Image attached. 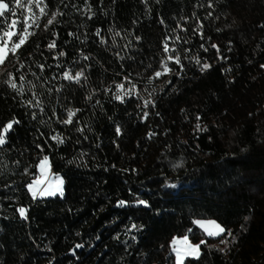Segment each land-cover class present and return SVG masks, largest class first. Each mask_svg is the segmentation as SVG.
<instances>
[{
	"label": "trees",
	"instance_id": "trees-1",
	"mask_svg": "<svg viewBox=\"0 0 264 264\" xmlns=\"http://www.w3.org/2000/svg\"><path fill=\"white\" fill-rule=\"evenodd\" d=\"M6 2L0 264H174L183 235L184 264H264V0ZM44 157L61 197L28 192Z\"/></svg>",
	"mask_w": 264,
	"mask_h": 264
},
{
	"label": "snow or ice",
	"instance_id": "snow-or-ice-1",
	"mask_svg": "<svg viewBox=\"0 0 264 264\" xmlns=\"http://www.w3.org/2000/svg\"><path fill=\"white\" fill-rule=\"evenodd\" d=\"M33 2H36V3H40L41 0H23V3H33ZM15 3L18 7H22L23 6V3H22V0H15ZM10 11V8H9V3L6 2V0H0V17H3L5 16V14L7 12ZM41 11H43V9H41ZM13 15H15V13L13 12L12 13ZM19 23V21L17 20H13L11 22L10 25H7V27L9 29L11 28H15L16 24ZM52 23V20H49V24ZM27 31V29H22L21 31L19 32H13V31H5L4 32V35L7 36L9 39L8 41H5L2 45H0V63H3L5 58H6V55H7V45L8 43H12V48L13 49H18L23 43H24V40H25V36H24V33ZM13 36H18L19 39L15 42H12V37ZM55 45L54 44H50L49 47L52 48L54 47ZM215 47V46H213ZM164 50L165 52H167L169 49L167 47V45H165L164 47ZM61 55H63V53H61ZM87 59V57H85ZM169 60H173L175 59V62L176 63H179V57H169L168 58ZM199 63V61H197ZM209 67L208 64H203L202 65V70H206L207 68ZM264 67V66H262ZM162 68L164 69V72H168L170 71V69L167 67V64L166 63H163L162 64ZM162 73L161 72H156L155 75L157 77H159ZM64 76L66 79H76V80H79V78L82 76V73L81 72H78L75 74V76H72L70 73H64ZM11 87L13 88H16V84L15 83H11ZM123 87L122 85H117V88H121ZM133 87H135L133 85ZM127 93H125L126 95ZM116 99H122V97L120 95H117L116 96ZM75 113L72 111V110H69L68 111V114H67V119L64 120L63 122L66 123V124H69V123H72L73 122V117H74ZM197 119H199V117H197ZM16 123V122H9L5 125H2L0 126V145H4L5 142H6V134L9 132L10 129H12L13 127V124ZM197 128H199V125H197ZM117 132H119V129H117ZM53 139H57L59 142H63L62 140H60L59 137H53ZM47 157H44V159L41 161V165H44L46 164L47 162ZM59 179V178H57ZM41 183L40 180H34L32 184H29L28 187H29V191L32 192L33 194V197L35 198V196L37 195V192L33 190V185L34 184H39ZM60 183L62 184V181H60ZM57 191H60V193L62 194V188H57ZM40 195H44V194H47V195H53L55 194L54 192H51V191H41L39 192ZM138 204L140 205H144V206H147V202L144 201V200H138L137 201ZM126 204V201H119L118 202V206H124ZM21 217H24L25 216V209L21 208V209H18ZM195 224L199 225L201 228H203L206 232L207 235L209 236H219L221 234H224L227 230L225 228H223L221 225L217 224L215 221H200V220H196L194 221ZM133 227H135V225H133ZM227 235L228 236H231L232 233L229 231L227 232ZM225 241L222 240L221 243H224ZM201 244H204L205 241H201L200 242ZM183 245L184 248L183 250L180 249V248H177L176 245ZM77 248H80L82 247V245H76ZM199 247L200 245H193L191 244L189 241H188V238L187 236H185L184 238L182 239H176L174 238L173 241H172V251L175 253V257H176V264H183V260H184V257L186 255H193V256H198L199 255Z\"/></svg>",
	"mask_w": 264,
	"mask_h": 264
},
{
	"label": "rangeland",
	"instance_id": "rangeland-1",
	"mask_svg": "<svg viewBox=\"0 0 264 264\" xmlns=\"http://www.w3.org/2000/svg\"><path fill=\"white\" fill-rule=\"evenodd\" d=\"M33 4L36 5V6L40 5V3H36V2L27 3V5L24 7V8H26L25 9L26 20H29L31 15H32L33 8L31 9V7L33 6ZM28 8H30V9H28ZM16 28H17V24H16L15 28L8 29L7 31L17 32ZM24 36L26 38L27 35L24 33ZM13 38H14V36L12 37V42H13ZM8 39L9 38L7 36H5L4 33L2 35H0V45H2L5 41H8ZM10 50L11 51H15L16 50V49L12 48V43L11 42L8 43V45H7V49H6L7 53ZM120 91H122L124 93V92H126V89L123 90V88L121 87ZM42 160H40V162H39V164L37 166V168H38V176L36 178H34L31 183H29V184H32L34 180H40L41 181V183L33 185V190L37 192V195L35 196V198L46 199V198H52V197H56V196H60V197L63 196V194H64V180H63V177L60 174H55L54 172L51 171V164H50L49 159H47V162L44 165H41V161ZM57 178H59V179H57ZM60 181H62V184L60 183ZM58 187L62 188V194L60 193V191H57ZM28 190H29V187H28ZM41 191H51V192H54L55 194H53V195H47V194L40 195L39 192H41ZM28 192H30V194L33 196L31 191H28ZM197 220L205 221V222H207V221H215V220H212V219H197ZM216 223L219 224L218 222H216ZM195 227H197L198 229L200 228V230L203 231L206 234L205 230L203 228H201L199 225L195 224ZM185 236H187V238L189 237L188 235H183V236H176L174 238L182 239ZM207 236L208 237H216V236H209V235H207ZM172 241H173V239H172ZM188 241L191 244H193V245H199V244L191 242V240L189 238H188ZM171 247H172V242H171ZM176 247L180 248L182 250L184 248V246L180 245V244L176 245ZM200 253H201V250H200V247H199V255L198 256L186 255L184 257L183 264L185 263V260L188 259V258H192V259L199 258ZM173 254H174V264H176L175 253L173 252Z\"/></svg>",
	"mask_w": 264,
	"mask_h": 264
},
{
	"label": "built area",
	"instance_id": "built-area-1",
	"mask_svg": "<svg viewBox=\"0 0 264 264\" xmlns=\"http://www.w3.org/2000/svg\"><path fill=\"white\" fill-rule=\"evenodd\" d=\"M51 171L53 172V170L51 169Z\"/></svg>",
	"mask_w": 264,
	"mask_h": 264
}]
</instances>
